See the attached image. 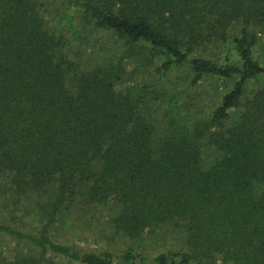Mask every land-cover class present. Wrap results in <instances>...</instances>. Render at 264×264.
<instances>
[{
  "label": "trees",
  "instance_id": "16d2710c",
  "mask_svg": "<svg viewBox=\"0 0 264 264\" xmlns=\"http://www.w3.org/2000/svg\"><path fill=\"white\" fill-rule=\"evenodd\" d=\"M58 11L116 49L82 61L93 48L70 41ZM261 34L264 0H0V264H118L54 233L105 207L115 234L181 235L155 264H264ZM224 45L237 63L198 50ZM157 61L160 77L186 66L192 85L234 82L207 118L165 110L161 124L165 95L125 84L128 64Z\"/></svg>",
  "mask_w": 264,
  "mask_h": 264
},
{
  "label": "rangeland",
  "instance_id": "374dc122",
  "mask_svg": "<svg viewBox=\"0 0 264 264\" xmlns=\"http://www.w3.org/2000/svg\"><path fill=\"white\" fill-rule=\"evenodd\" d=\"M56 14H58L57 18L62 21L59 27H62L64 31L68 30L67 32L70 33H67L71 39L70 41L74 44H80L81 49L83 48L82 44L93 48L94 54H88L90 53L89 49L84 54L90 55L91 58L83 57L82 61L88 62L90 59L89 62L95 63L98 60V53H109L111 50L116 49L113 46V41L106 33L91 30L89 26L78 25L76 19H71L72 24H69V21L67 22V18L61 12L58 11ZM51 22L58 25L56 21ZM198 50L201 56L218 64L238 62L237 54L231 49V45L212 46L204 50H200L199 47ZM74 53L78 56L75 50ZM252 54L254 59L264 66V34H261L258 38L252 49ZM160 63V61H157L154 66L149 67L136 65V62L128 64V75L125 84L143 88L149 94L151 91H156L165 95V101L160 103L156 117L161 124L164 123L163 111L165 110H169L171 115L180 113L186 116L189 121L207 118L219 103L222 95L232 87L234 82L233 79L206 75L197 84L192 85V75L186 66L173 68L165 76L160 77L153 72V67ZM260 85V81H252L247 86L248 91ZM106 208L101 209V211H87V209L79 211L78 214H74V218L70 222L71 230L67 231V227L55 229L56 237L61 241L75 239V243L87 249L108 250L115 256L114 259L118 264H155L153 259L157 254L168 249L179 251L183 247V239L177 233L157 232V234H154L156 232H150L137 239L115 234L112 227L104 222L107 213H109ZM93 214L95 215L93 216ZM127 250H131L137 257L130 263H123L119 257ZM140 257L143 260H140ZM60 264L73 263L63 260L60 261Z\"/></svg>",
  "mask_w": 264,
  "mask_h": 264
}]
</instances>
